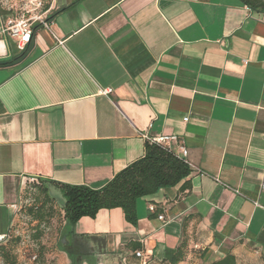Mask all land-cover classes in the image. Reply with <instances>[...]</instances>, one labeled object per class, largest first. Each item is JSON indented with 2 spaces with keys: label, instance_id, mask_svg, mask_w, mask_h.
Returning <instances> with one entry per match:
<instances>
[{
  "label": "crops",
  "instance_id": "obj_1",
  "mask_svg": "<svg viewBox=\"0 0 264 264\" xmlns=\"http://www.w3.org/2000/svg\"><path fill=\"white\" fill-rule=\"evenodd\" d=\"M23 50L0 66V236L24 177L63 201L56 183L100 188L143 155V134H174L190 189L140 197L135 226L120 208L63 221L60 253L165 264L185 241L201 264L228 253L264 264V11L241 0H55L28 44L0 33V60Z\"/></svg>",
  "mask_w": 264,
  "mask_h": 264
},
{
  "label": "trees",
  "instance_id": "obj_2",
  "mask_svg": "<svg viewBox=\"0 0 264 264\" xmlns=\"http://www.w3.org/2000/svg\"><path fill=\"white\" fill-rule=\"evenodd\" d=\"M250 9L264 11V0H241ZM26 54L23 52L12 59L0 60V66H6L20 61ZM191 168L183 158L162 146L145 142L144 153L137 160L118 171L107 183L100 188H91L87 185H71L56 183L63 199L61 206L63 221L69 226L84 216L95 217L100 209L120 208L124 219L135 226L137 223L136 203L140 197L150 195L162 187L180 184V191L184 193L190 189L189 177ZM24 196L32 202L28 212L33 219L40 222L50 211L53 197L48 193L44 181L27 183ZM40 232L35 237H40ZM128 249L135 251L141 248L139 242H129ZM0 243V256L3 255L6 264H15V258L8 256ZM187 254L186 243L182 241L175 249L170 261L165 264H179ZM131 257V256H130ZM126 260H131L126 257ZM235 257L228 253L224 257L210 264H234Z\"/></svg>",
  "mask_w": 264,
  "mask_h": 264
},
{
  "label": "rangeland",
  "instance_id": "obj_3",
  "mask_svg": "<svg viewBox=\"0 0 264 264\" xmlns=\"http://www.w3.org/2000/svg\"><path fill=\"white\" fill-rule=\"evenodd\" d=\"M38 1L0 0V5L12 6L21 10H32ZM41 1L45 9L49 4L52 6L55 0ZM51 195L54 201L51 203L50 211L40 222L33 219L27 210L32 198L23 195V202L18 203L19 209L15 213L10 232L0 242L8 256L15 258V264H71L70 258L60 253L59 241L63 229L61 206L63 201L54 197L53 194ZM38 232L41 233L40 237H35ZM105 252L107 257L100 261L98 256L94 264H145L137 260H126V258L120 262L115 253ZM191 253L186 254L184 260L179 264H201L197 256ZM33 256H35L34 259ZM0 264H6L3 255L0 256Z\"/></svg>",
  "mask_w": 264,
  "mask_h": 264
},
{
  "label": "built area",
  "instance_id": "obj_4",
  "mask_svg": "<svg viewBox=\"0 0 264 264\" xmlns=\"http://www.w3.org/2000/svg\"><path fill=\"white\" fill-rule=\"evenodd\" d=\"M51 9H52L51 4H49V6L44 9L41 0L35 3L32 10H28V9L21 10V9L13 8L12 6L10 7L1 6L2 17L0 20V33L5 36L16 39L22 45H26L31 41V38L37 28L39 27L43 28L48 26V18L51 13ZM103 91L104 93H106L109 90H103ZM142 136L143 138H145L146 141L150 143L158 144L170 151H171L170 143L177 140V136L174 134L171 135L158 134L152 137L143 134ZM181 152L183 156H186L187 149L184 146H182ZM37 179L38 178L34 176L23 178L21 196L19 197V201L13 205L15 212H17L19 209L18 203L21 204L23 202L22 200L23 191L27 183L36 181ZM262 186H264V182L262 183ZM149 210L154 211L155 206L153 204H149ZM158 217L160 219H163V216L161 214H159ZM6 236L7 234L1 235L0 241L4 240ZM135 256L137 258H142L143 257L142 251L136 250ZM34 258L35 256H33V259Z\"/></svg>",
  "mask_w": 264,
  "mask_h": 264
},
{
  "label": "flooded vegetation",
  "instance_id": "obj_5",
  "mask_svg": "<svg viewBox=\"0 0 264 264\" xmlns=\"http://www.w3.org/2000/svg\"><path fill=\"white\" fill-rule=\"evenodd\" d=\"M69 249L71 250V253L73 254V260L71 261V264H79L80 263L79 254L76 253L75 246H70Z\"/></svg>",
  "mask_w": 264,
  "mask_h": 264
},
{
  "label": "water",
  "instance_id": "obj_6",
  "mask_svg": "<svg viewBox=\"0 0 264 264\" xmlns=\"http://www.w3.org/2000/svg\"><path fill=\"white\" fill-rule=\"evenodd\" d=\"M61 242H62V243H65V242H66V240H65V237H64V236L61 238Z\"/></svg>",
  "mask_w": 264,
  "mask_h": 264
}]
</instances>
